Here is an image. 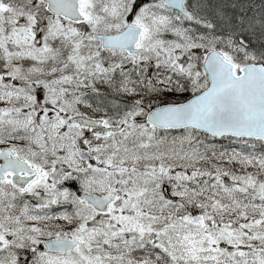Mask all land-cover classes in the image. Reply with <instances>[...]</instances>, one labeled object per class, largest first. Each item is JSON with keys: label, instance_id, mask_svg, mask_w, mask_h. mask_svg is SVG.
Wrapping results in <instances>:
<instances>
[{"label": "snow or ice", "instance_id": "1", "mask_svg": "<svg viewBox=\"0 0 264 264\" xmlns=\"http://www.w3.org/2000/svg\"><path fill=\"white\" fill-rule=\"evenodd\" d=\"M0 264H264V0H0Z\"/></svg>", "mask_w": 264, "mask_h": 264}]
</instances>
